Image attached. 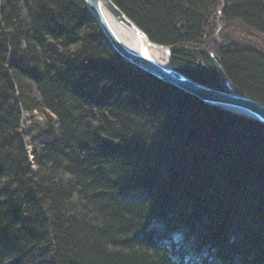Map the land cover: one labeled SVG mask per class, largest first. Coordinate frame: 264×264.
Wrapping results in <instances>:
<instances>
[{
  "label": "trees",
  "instance_id": "1",
  "mask_svg": "<svg viewBox=\"0 0 264 264\" xmlns=\"http://www.w3.org/2000/svg\"><path fill=\"white\" fill-rule=\"evenodd\" d=\"M112 1L264 104V0ZM209 262L264 264V126L126 62L83 0H0V264Z\"/></svg>",
  "mask_w": 264,
  "mask_h": 264
},
{
  "label": "water",
  "instance_id": "2",
  "mask_svg": "<svg viewBox=\"0 0 264 264\" xmlns=\"http://www.w3.org/2000/svg\"><path fill=\"white\" fill-rule=\"evenodd\" d=\"M83 1L86 3L91 14L98 21L112 47L126 62L145 71L149 75L154 76L158 80L194 96L208 106L248 118L264 126V104L252 98L235 93L229 84L230 91L212 88L193 80L175 69L172 66L171 49L159 44H154L147 34L130 20L112 0ZM103 9L111 14L119 23L123 24L141 38L145 47H143L140 52L130 49L120 41L110 27V24L102 11ZM148 46L154 49H163L167 56L166 62H159L156 57L154 58L148 51ZM210 57L219 67L220 71L224 73L214 55L211 54Z\"/></svg>",
  "mask_w": 264,
  "mask_h": 264
},
{
  "label": "bare ground",
  "instance_id": "3",
  "mask_svg": "<svg viewBox=\"0 0 264 264\" xmlns=\"http://www.w3.org/2000/svg\"><path fill=\"white\" fill-rule=\"evenodd\" d=\"M102 11H103L106 19L108 20V22L110 24V27L112 28L113 32L116 34V36L120 39V41L122 43H124L130 49H132L134 51H138V52H140L142 50V48L145 47V45L143 44L141 38L137 34L133 33L131 30H129L123 24L119 23L106 10L103 9ZM148 51L151 53V55L154 58L156 57L159 60V62H163V63L166 62V55H165V51L163 49H154V48H150V46H148ZM28 119H29V116L25 115L24 116V122L27 121ZM203 259L206 260V259H209V258L203 257ZM203 259L201 258L202 261H203ZM207 264H211V262H209Z\"/></svg>",
  "mask_w": 264,
  "mask_h": 264
},
{
  "label": "rangeland",
  "instance_id": "4",
  "mask_svg": "<svg viewBox=\"0 0 264 264\" xmlns=\"http://www.w3.org/2000/svg\"><path fill=\"white\" fill-rule=\"evenodd\" d=\"M227 88H228V91H230L229 86H228ZM26 129L29 130V128H26ZM171 153H172V154H176V151H172Z\"/></svg>",
  "mask_w": 264,
  "mask_h": 264
}]
</instances>
